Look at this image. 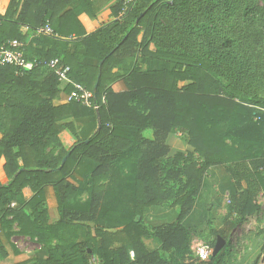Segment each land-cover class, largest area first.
Instances as JSON below:
<instances>
[{
	"label": "trees",
	"instance_id": "1",
	"mask_svg": "<svg viewBox=\"0 0 264 264\" xmlns=\"http://www.w3.org/2000/svg\"><path fill=\"white\" fill-rule=\"evenodd\" d=\"M75 1L99 17L91 0H0V48L18 40L25 57L39 63L21 75L0 66V252L6 255L17 234L48 251L33 264H89L94 254L98 264H224L225 248L206 261L192 254L183 221L213 166H223L242 191L225 221L237 225L260 209L264 0H133L126 12L124 0H116L114 19L92 34L68 10ZM46 27L54 34L39 33ZM222 34L227 56L196 59L173 49L178 38L197 43ZM56 58L71 68L63 90L47 65ZM217 63L237 73L224 80ZM120 81L126 91L115 90ZM76 86L93 94L98 110L75 100L54 104ZM81 119L90 121L88 132L78 129ZM147 130L154 140L143 136ZM177 130L192 151L169 157L167 139ZM47 189L60 216L54 223ZM13 201L20 207L10 208ZM165 203L178 208V219L159 232L160 250L150 251L143 214ZM101 221L122 229L110 232Z\"/></svg>",
	"mask_w": 264,
	"mask_h": 264
},
{
	"label": "crops",
	"instance_id": "2",
	"mask_svg": "<svg viewBox=\"0 0 264 264\" xmlns=\"http://www.w3.org/2000/svg\"><path fill=\"white\" fill-rule=\"evenodd\" d=\"M91 3L94 11L99 16L97 19L91 17L78 1L73 2L68 7V10H73L77 15L87 34L95 33L101 27L102 23H107L114 19L111 8L116 4V0H91ZM68 85L69 81L64 82L60 84V88L62 90L66 89ZM114 88L117 92L127 90L123 81L118 82ZM68 103L69 100L65 92H62L60 97L54 101L56 106L66 105ZM77 126L81 132H88L91 129L89 128L90 121L87 119L78 121ZM151 132L154 134L153 130H147L144 132L143 136L146 139L154 140V136H147V134ZM178 133L186 134L181 130H177L171 133L167 139V145L170 147L169 157L177 153L192 151L188 142L183 140V136L179 137L177 135ZM241 192L242 191L237 189L234 180L223 166H213L206 171L201 189L195 198L193 208L183 221L187 242L194 256H197L198 247L209 245L206 244V242L213 244L217 243L218 237H222L221 235H217L219 231H223L225 234L226 239L223 238L225 241L224 248L227 249L230 241L227 235H230L234 229L233 224L230 223L229 220L225 221V219L229 213L228 211L232 204V199ZM32 194L30 189L24 190V197L26 199H29ZM262 196L263 194L259 196L258 203ZM46 197L50 223H54L60 219V216L56 200L54 201L55 196L51 189L46 190ZM50 204L52 206L51 209L49 208ZM19 207L20 202L18 201H13L10 206V208L13 209ZM178 215V208L171 203L154 205L145 209L143 214V226L146 235L142 240L148 250H160L162 242L158 235L159 232L163 228L176 223ZM100 225L110 232H117L122 229V227L117 224L105 221H101ZM17 231L18 227L15 225L14 232L17 233ZM4 250L6 255L4 256L0 252V264H33V262L30 261L33 257L43 259L48 255V251L36 241L17 234L11 237L10 242L5 245ZM240 264H249V260H244V262L241 260Z\"/></svg>",
	"mask_w": 264,
	"mask_h": 264
},
{
	"label": "rangeland",
	"instance_id": "3",
	"mask_svg": "<svg viewBox=\"0 0 264 264\" xmlns=\"http://www.w3.org/2000/svg\"><path fill=\"white\" fill-rule=\"evenodd\" d=\"M211 32L214 31L212 30ZM206 36H208V34H206ZM224 38L225 35L222 34V36L217 40H202L201 42L197 43H195V40V42H190L187 39L178 38L175 40L177 44L173 45L175 47L173 49H179V51H185L186 49L196 59H206V57L210 56L211 54L214 57V54L217 52H221L220 56H223L224 53L225 56H227L230 55V48L225 46ZM153 48L155 49L154 45ZM222 51H224V53ZM214 60L218 61L216 59ZM216 65H218V69L223 72L224 80L226 78L230 79L231 77H234L237 73L236 71L230 70L227 74V70H224L220 63H217ZM245 91L247 92V94L252 96L251 89H245ZM70 95H67V98H69ZM177 135L179 137L183 136V140H186L188 142V137L186 134L178 133ZM147 136L152 137L154 136V134L151 132L148 133ZM73 184L78 187L81 185L80 183L75 182H73ZM86 199V193L80 196V200L82 202ZM55 200L56 199L54 198V201ZM258 204L260 206V209L253 216L248 217L243 222L237 225L233 224L234 230L230 235H227L230 241L228 243L226 251H223L222 254L224 264H240L241 260L242 262H244V260H249V264H264V195L260 197ZM49 208H52L51 204ZM206 244H209L208 246H210L212 250H214L212 246L213 243L206 242ZM221 251L219 252V254L221 253ZM94 262L97 264L100 262L99 257L96 254L92 255L89 264H95Z\"/></svg>",
	"mask_w": 264,
	"mask_h": 264
},
{
	"label": "built area",
	"instance_id": "4",
	"mask_svg": "<svg viewBox=\"0 0 264 264\" xmlns=\"http://www.w3.org/2000/svg\"><path fill=\"white\" fill-rule=\"evenodd\" d=\"M132 1L133 0H124L123 12L127 11L128 6ZM39 33L53 35L54 31L50 27H46L39 30ZM24 46L25 45L18 40H9L4 46L0 48V66H12L17 69V73L20 75L25 71L38 67V62L29 61L25 57ZM47 65L50 68L54 69L61 84L69 81L71 68L67 65H64L60 59H52L47 63ZM76 88L77 91L69 96V101L75 100L76 102L84 106H93L98 110L99 106L95 102H93V94L88 93L82 86H76ZM212 252L213 250L210 246L203 245L197 249V257L203 261H206L211 258Z\"/></svg>",
	"mask_w": 264,
	"mask_h": 264
},
{
	"label": "water",
	"instance_id": "5",
	"mask_svg": "<svg viewBox=\"0 0 264 264\" xmlns=\"http://www.w3.org/2000/svg\"><path fill=\"white\" fill-rule=\"evenodd\" d=\"M104 62H105V60L101 61V63H100V73H99V75H98L97 83H96V85H95V90H94V94H95V96H96L97 88H98L99 83H100V79H101V75H102L101 69H102V66H103ZM98 118H99V116H98ZM101 126H102V125H101V122L99 121L98 129H100ZM69 156H70V153H69V154L63 159L60 168H62V167L65 165V163H66V161L68 160ZM224 246H225V241H224V239H223L222 237H218L217 243H216L215 248H214V250H213V252H212V257H216V256L219 254V252L224 248Z\"/></svg>",
	"mask_w": 264,
	"mask_h": 264
}]
</instances>
